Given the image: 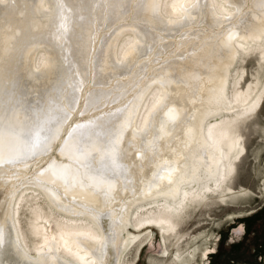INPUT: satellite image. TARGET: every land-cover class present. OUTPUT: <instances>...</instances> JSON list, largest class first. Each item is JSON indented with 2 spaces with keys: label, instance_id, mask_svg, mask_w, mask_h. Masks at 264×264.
I'll list each match as a JSON object with an SVG mask.
<instances>
[{
  "label": "bare ground",
  "instance_id": "1",
  "mask_svg": "<svg viewBox=\"0 0 264 264\" xmlns=\"http://www.w3.org/2000/svg\"><path fill=\"white\" fill-rule=\"evenodd\" d=\"M249 54L264 0H0V264H124L153 226L195 258L167 246L187 208L245 193Z\"/></svg>",
  "mask_w": 264,
  "mask_h": 264
},
{
  "label": "rangeland",
  "instance_id": "2",
  "mask_svg": "<svg viewBox=\"0 0 264 264\" xmlns=\"http://www.w3.org/2000/svg\"><path fill=\"white\" fill-rule=\"evenodd\" d=\"M122 34L118 35L116 44ZM247 57L246 63L241 62L246 69L247 82L259 75L264 80V69L260 67L258 56L249 54ZM242 127L248 153L238 162L232 185L236 189H245V193L225 201H206L198 203V207L194 204L187 208L188 212L179 224L187 238L179 246L174 244L173 238L167 241L170 255L195 249L196 257H190L186 264H264V103L258 115L248 118ZM37 205H41L44 213L51 214L47 201L41 197L24 201L20 209L21 226L28 233L26 241L31 248L36 237L30 234L28 225L34 216L33 206ZM152 230L151 239L141 248L137 250L139 242L131 244L123 255L124 264L128 261H133L132 264H164L167 259L170 264H183L170 261L171 256L162 257L165 244L161 231L158 226H153Z\"/></svg>",
  "mask_w": 264,
  "mask_h": 264
}]
</instances>
